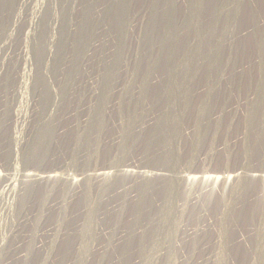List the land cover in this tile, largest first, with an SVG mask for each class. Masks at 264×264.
Listing matches in <instances>:
<instances>
[{
	"label": "rangeland",
	"instance_id": "1",
	"mask_svg": "<svg viewBox=\"0 0 264 264\" xmlns=\"http://www.w3.org/2000/svg\"><path fill=\"white\" fill-rule=\"evenodd\" d=\"M0 264H264V0H0Z\"/></svg>",
	"mask_w": 264,
	"mask_h": 264
},
{
	"label": "bare ground",
	"instance_id": "2",
	"mask_svg": "<svg viewBox=\"0 0 264 264\" xmlns=\"http://www.w3.org/2000/svg\"><path fill=\"white\" fill-rule=\"evenodd\" d=\"M10 27V26H9ZM1 28H3V27H1ZM89 52V51H88ZM74 56V55H73ZM68 58H70V56L68 55ZM69 60V59H68Z\"/></svg>",
	"mask_w": 264,
	"mask_h": 264
}]
</instances>
